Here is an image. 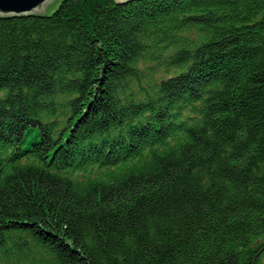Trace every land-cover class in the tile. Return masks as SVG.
Masks as SVG:
<instances>
[{"label": "trees", "instance_id": "16d2710c", "mask_svg": "<svg viewBox=\"0 0 264 264\" xmlns=\"http://www.w3.org/2000/svg\"><path fill=\"white\" fill-rule=\"evenodd\" d=\"M263 256L264 0L0 20V264Z\"/></svg>", "mask_w": 264, "mask_h": 264}, {"label": "water", "instance_id": "95a60500", "mask_svg": "<svg viewBox=\"0 0 264 264\" xmlns=\"http://www.w3.org/2000/svg\"><path fill=\"white\" fill-rule=\"evenodd\" d=\"M53 0H0V20L44 16ZM139 0H118V10Z\"/></svg>", "mask_w": 264, "mask_h": 264}, {"label": "rangeland", "instance_id": "374dc122", "mask_svg": "<svg viewBox=\"0 0 264 264\" xmlns=\"http://www.w3.org/2000/svg\"><path fill=\"white\" fill-rule=\"evenodd\" d=\"M59 0H53L47 11H51L54 6L58 4ZM261 264H264V256L262 257Z\"/></svg>", "mask_w": 264, "mask_h": 264}, {"label": "bare ground", "instance_id": "6f19581e", "mask_svg": "<svg viewBox=\"0 0 264 264\" xmlns=\"http://www.w3.org/2000/svg\"><path fill=\"white\" fill-rule=\"evenodd\" d=\"M42 250V249H41ZM43 252V251H42Z\"/></svg>", "mask_w": 264, "mask_h": 264}]
</instances>
